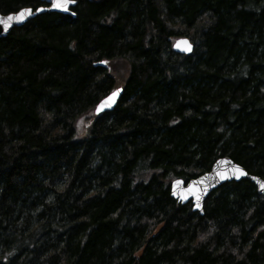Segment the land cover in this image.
Here are the masks:
<instances>
[{
    "label": "trees",
    "instance_id": "16d2710c",
    "mask_svg": "<svg viewBox=\"0 0 264 264\" xmlns=\"http://www.w3.org/2000/svg\"><path fill=\"white\" fill-rule=\"evenodd\" d=\"M75 1L0 37V264H264L251 181L203 215L170 190L221 156L264 178V0ZM117 58L122 94L96 115Z\"/></svg>",
    "mask_w": 264,
    "mask_h": 264
},
{
    "label": "water",
    "instance_id": "95a60500",
    "mask_svg": "<svg viewBox=\"0 0 264 264\" xmlns=\"http://www.w3.org/2000/svg\"><path fill=\"white\" fill-rule=\"evenodd\" d=\"M41 2H43L44 5L37 7L42 9L41 11H36L37 8L33 7H23L31 9V14H23V20H17L15 18H13L12 20H7V17L9 15L18 14L23 8L7 14L0 13V18L5 19L7 22V27L0 24V37L7 35L13 28L22 26L27 21L45 12H60L71 14L72 11L70 8L76 4V1L74 0V3L70 4L67 10H64L51 7L50 2H46V0H41ZM185 41H187V44L191 45L190 50H185ZM194 48V43L187 36L178 37L172 42V49L178 54L189 55L193 52ZM98 64L104 65L105 62L96 63V65ZM116 89H119L120 91L116 94L115 97L108 99L110 97V94ZM113 91L102 98L95 106L94 113L96 115L106 111H111L115 108L122 94L123 88L117 87ZM101 101H104L103 105L101 104ZM98 107L100 109L99 111H97ZM241 169L243 170L242 173L240 171ZM243 179L251 181L255 185L258 194L264 197V187H261L262 185H264V178L249 173L242 165L235 162L229 156L218 157L208 171L201 173L196 177L189 179L188 181H185L181 178L173 179L170 183V190L171 195L180 203L186 204L188 202H191L193 210L198 212L200 215H203L204 202L214 190H216L226 182H238ZM196 205H199V207H197Z\"/></svg>",
    "mask_w": 264,
    "mask_h": 264
},
{
    "label": "rangeland",
    "instance_id": "374dc122",
    "mask_svg": "<svg viewBox=\"0 0 264 264\" xmlns=\"http://www.w3.org/2000/svg\"><path fill=\"white\" fill-rule=\"evenodd\" d=\"M109 65L110 72L115 76L117 80V87H119L124 80L126 79L127 75L129 74L130 65L129 62L126 59L123 58H117L110 61H107ZM89 120L88 115H84L83 117H80L76 122L77 127V138H83L86 135L85 132V125L87 124V121Z\"/></svg>",
    "mask_w": 264,
    "mask_h": 264
},
{
    "label": "snow or ice",
    "instance_id": "6c2138e0",
    "mask_svg": "<svg viewBox=\"0 0 264 264\" xmlns=\"http://www.w3.org/2000/svg\"><path fill=\"white\" fill-rule=\"evenodd\" d=\"M46 2H50L51 7L56 8V9H64L67 10L70 4L74 3V0H46ZM42 9L37 8L36 11H41ZM24 13L27 14H31V9L29 8H23L20 10V12L18 14H13V15H9L7 17V20H12L13 18L17 19V20H23L24 19ZM0 24L4 25L5 27H7V22L5 19L0 18ZM186 44V48L185 50H190L191 45L187 44V41H185ZM119 89H116L115 91H113L110 94V97L108 99H111L112 97H115L116 94L119 92ZM101 104H104V101H101ZM99 107L97 108V111H99ZM241 173L243 172V170H240ZM261 187H264V185H262ZM197 207H199V205H196Z\"/></svg>",
    "mask_w": 264,
    "mask_h": 264
},
{
    "label": "bare ground",
    "instance_id": "6f19581e",
    "mask_svg": "<svg viewBox=\"0 0 264 264\" xmlns=\"http://www.w3.org/2000/svg\"><path fill=\"white\" fill-rule=\"evenodd\" d=\"M42 6V5H41ZM98 63V62H97Z\"/></svg>",
    "mask_w": 264,
    "mask_h": 264
}]
</instances>
